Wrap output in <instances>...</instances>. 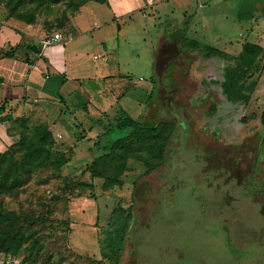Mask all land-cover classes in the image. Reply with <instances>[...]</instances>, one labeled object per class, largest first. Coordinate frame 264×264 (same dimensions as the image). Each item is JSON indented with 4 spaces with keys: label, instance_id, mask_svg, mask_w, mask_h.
<instances>
[{
    "label": "rangeland",
    "instance_id": "obj_1",
    "mask_svg": "<svg viewBox=\"0 0 264 264\" xmlns=\"http://www.w3.org/2000/svg\"><path fill=\"white\" fill-rule=\"evenodd\" d=\"M90 1L0 0V20L63 32ZM151 4L125 16L118 37L106 32L114 48L109 66L100 67L101 58L88 63L101 73L118 71L108 81L119 93L118 109L137 118L148 103L146 124L167 123L157 140L172 128L166 145L160 151L149 137L159 150L144 144L127 161L92 165L104 172L92 177L85 148L74 156V142H65L82 126L63 137L41 114L13 122L20 142H0V176L18 180L0 186V211L18 215L13 230L28 238L14 253L0 251V264H264V51L252 70H231L244 42L261 40L264 48V0ZM184 21L189 38L232 57L171 41ZM86 49L92 57L94 46ZM225 73L234 89L256 82L247 103L222 94ZM118 113L111 111L113 123ZM95 126L109 129L102 144L126 133ZM63 154L68 162L59 167Z\"/></svg>",
    "mask_w": 264,
    "mask_h": 264
},
{
    "label": "crops",
    "instance_id": "obj_2",
    "mask_svg": "<svg viewBox=\"0 0 264 264\" xmlns=\"http://www.w3.org/2000/svg\"><path fill=\"white\" fill-rule=\"evenodd\" d=\"M147 5L152 4L146 0H91L70 17L63 32L47 33L35 22L17 26L0 20V50H11L9 56H0L2 114L9 113L13 118L44 115L46 123L56 126L54 130L62 132L63 137L74 132V125L82 126L83 138L77 140L69 136V139L65 137V142H74V156L82 147L85 150L81 149V153L86 152L89 162L93 161L104 152L103 146L107 143L100 141L108 133L106 130L98 133L95 124L108 127L113 124L111 111L115 108L119 111V93L112 90L108 81L120 74L118 71L113 73L112 69V72H98V66H90L88 62L101 58L100 67L109 66L110 51L114 48H109L107 39L112 35L118 37L120 21L125 16L130 17ZM237 7L241 8L239 4ZM108 30L115 34L106 35ZM54 33H60L64 39L42 48L40 40ZM68 33L71 37L66 39ZM256 42L262 46L261 40ZM90 46L95 48L92 57L88 56L86 49ZM88 70L91 74H83ZM81 79H86L85 87L77 85ZM147 105L139 112L146 111ZM144 116L142 121L146 123ZM104 117L108 121H103ZM16 138L11 121L0 122V142L9 145Z\"/></svg>",
    "mask_w": 264,
    "mask_h": 264
},
{
    "label": "trees",
    "instance_id": "obj_3",
    "mask_svg": "<svg viewBox=\"0 0 264 264\" xmlns=\"http://www.w3.org/2000/svg\"><path fill=\"white\" fill-rule=\"evenodd\" d=\"M98 2H105V0H100ZM29 22V21H28ZM188 27V22L184 21L183 24L173 31L169 37L171 41L178 42L180 45H183L189 49L195 50V49H202L204 50L205 54L208 56H219L225 59H229L232 56L222 51L213 45H205L198 40L194 38H189L186 35V28ZM263 52V47L254 42L246 41L242 44L240 52L233 57L234 59V65L231 68V70L236 71L239 69H243L246 71L252 70L256 63L257 58L259 55ZM11 54V50L1 51L0 50V56H9ZM224 81L220 84L222 94L225 96L226 99L232 100V101H241L244 103H247V101L250 98V94L253 92L254 87L256 85L255 81H251L246 86H240L236 89L232 88V85L229 82V76L227 73L224 75ZM154 90V87L152 88V93ZM3 111V105L0 107V122L3 121H11V124L15 121H20L22 123L23 120H26V116H18L13 118L11 114L6 113L2 114ZM145 115V110L142 111L137 118L130 117L124 110L119 109V115L116 118L115 122L113 124H108V127H115L117 129H124L126 130V133L122 136H119L105 144L103 146L104 152L100 154L98 157H96L93 161H91L85 168L87 171L90 172L92 177H98L97 175H101L102 170L96 169L94 170L92 165H109L111 161H113L114 158H123L125 161H127L130 157V153L136 149H141L144 144L145 147H149L153 152L157 150V146H155L152 143H147V138L153 137L154 140L158 141L160 145V151H162V148L166 145L168 138L171 134V129H169L167 136L163 140H157V137L164 132L166 129L167 123H156L154 125L146 124L142 121L143 116ZM260 123L264 126V105L261 109L260 115H259ZM107 127V128H108ZM109 129H106V132H108ZM150 133V134H149ZM47 137V134L41 133L39 135L40 141H45ZM84 136L80 133L77 134L76 139L79 140L83 138ZM20 138V134H19ZM152 139V140H153ZM20 142L19 139L15 142L11 143V145H14L15 143ZM159 150V149H158ZM39 151V150H35ZM158 151L157 154L161 156V152ZM48 154V152H46ZM64 159L59 164V167L61 165H64L68 162V156L63 154ZM162 158V156H161ZM160 158V159H161ZM2 162V156H0V165ZM124 162V161H123ZM126 164V163H125ZM157 163H155L156 165ZM154 165V166H155ZM105 167V166H104ZM120 172V170L118 171ZM100 177V176H99ZM102 177V176H101ZM17 177H11L8 174H3L0 176V186H7L12 187L13 184L17 181ZM261 192H264L263 190ZM122 210V209H121ZM130 215L129 211L126 213V218ZM18 215H16L12 211H0V251L4 252H16L19 248L20 244L24 243L27 240V236H24L21 234L17 229L13 230L15 222H17ZM119 248L122 245V239L118 241Z\"/></svg>",
    "mask_w": 264,
    "mask_h": 264
},
{
    "label": "built area",
    "instance_id": "obj_4",
    "mask_svg": "<svg viewBox=\"0 0 264 264\" xmlns=\"http://www.w3.org/2000/svg\"><path fill=\"white\" fill-rule=\"evenodd\" d=\"M146 2L148 4H151L152 2H154V0H146ZM70 37H71V35L69 33L65 35L66 39H69ZM63 39H64V37L60 33H54L51 36L43 37L40 40V46L42 48H45V47H47L49 45H52L55 42H59V41L63 40Z\"/></svg>",
    "mask_w": 264,
    "mask_h": 264
}]
</instances>
